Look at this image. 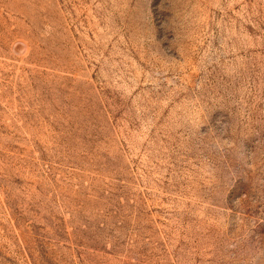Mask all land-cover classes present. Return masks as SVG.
I'll list each match as a JSON object with an SVG mask.
<instances>
[{"label": "rangeland", "instance_id": "rangeland-1", "mask_svg": "<svg viewBox=\"0 0 264 264\" xmlns=\"http://www.w3.org/2000/svg\"><path fill=\"white\" fill-rule=\"evenodd\" d=\"M0 264H264V0H0Z\"/></svg>", "mask_w": 264, "mask_h": 264}]
</instances>
